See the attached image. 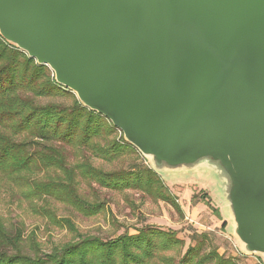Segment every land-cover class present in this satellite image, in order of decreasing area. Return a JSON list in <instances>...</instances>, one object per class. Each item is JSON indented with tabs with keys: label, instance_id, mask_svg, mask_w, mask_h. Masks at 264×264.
I'll return each mask as SVG.
<instances>
[{
	"label": "water",
	"instance_id": "obj_1",
	"mask_svg": "<svg viewBox=\"0 0 264 264\" xmlns=\"http://www.w3.org/2000/svg\"><path fill=\"white\" fill-rule=\"evenodd\" d=\"M0 36L159 175L213 174L264 256V0H0Z\"/></svg>",
	"mask_w": 264,
	"mask_h": 264
},
{
	"label": "trees",
	"instance_id": "obj_2",
	"mask_svg": "<svg viewBox=\"0 0 264 264\" xmlns=\"http://www.w3.org/2000/svg\"><path fill=\"white\" fill-rule=\"evenodd\" d=\"M138 156L122 132L58 84L47 65L0 36V193L26 200L48 225L71 235L44 250L21 221L7 225L0 218V264H237L205 231H194V243L181 254L184 240L172 229L146 224L136 233L103 238L83 234L70 217L57 215L54 203L84 217L97 214L105 206L98 188L134 190L182 213L162 177ZM123 157L130 161L126 166L93 163ZM82 181L90 193L79 191Z\"/></svg>",
	"mask_w": 264,
	"mask_h": 264
},
{
	"label": "rangeland",
	"instance_id": "obj_3",
	"mask_svg": "<svg viewBox=\"0 0 264 264\" xmlns=\"http://www.w3.org/2000/svg\"><path fill=\"white\" fill-rule=\"evenodd\" d=\"M150 164L149 160L141 155L138 161ZM128 158H121L114 163H106L93 159V163L105 169L126 166ZM162 179L171 191V195L181 212H177L171 205L163 201H154L142 196L134 190L117 192L105 188H98V195L105 203L103 210L89 217H84L60 203H54L57 215L68 216L83 234H94L103 238L113 237L124 231L136 233V229L146 224L163 229L176 231L177 236L184 240L180 248L182 254L188 245L194 241L190 235L197 231L209 233V242L217 247L220 253L235 257L237 264H264V256L256 253L247 254L241 251L237 239L230 232V220L227 218L222 205L215 199L219 198V184L213 174L207 176L202 173H184L181 175H166ZM81 193H90L87 182L80 184ZM193 199L191 200V197ZM206 199V200H205ZM209 199V201L207 200ZM196 202L202 205L194 208ZM211 214L222 219L213 225ZM0 218L8 225L21 221L25 233L34 231L44 250H48L54 243L70 239L71 235L66 229L48 225L46 219L31 211L26 200L11 197L9 193H0ZM193 221V222H191ZM206 226L213 230H207ZM178 250V249H177ZM177 251H172L176 254ZM179 252V251H178Z\"/></svg>",
	"mask_w": 264,
	"mask_h": 264
},
{
	"label": "crops",
	"instance_id": "obj_4",
	"mask_svg": "<svg viewBox=\"0 0 264 264\" xmlns=\"http://www.w3.org/2000/svg\"><path fill=\"white\" fill-rule=\"evenodd\" d=\"M201 205H202L201 202H196L194 208H198V207L201 206ZM210 217H211V220H212L213 223H214L213 225H216V224L219 223V222H221V224H222V222H223V220L220 219V218H218L216 215L211 214ZM191 222H193V221H191ZM206 228H207V230H213L212 227H210V226H206Z\"/></svg>",
	"mask_w": 264,
	"mask_h": 264
},
{
	"label": "built area",
	"instance_id": "obj_5",
	"mask_svg": "<svg viewBox=\"0 0 264 264\" xmlns=\"http://www.w3.org/2000/svg\"><path fill=\"white\" fill-rule=\"evenodd\" d=\"M146 162V161H145ZM146 164H148L147 162H146Z\"/></svg>",
	"mask_w": 264,
	"mask_h": 264
}]
</instances>
